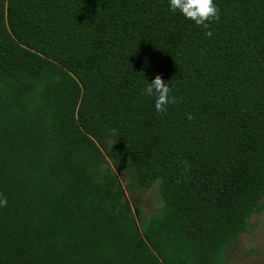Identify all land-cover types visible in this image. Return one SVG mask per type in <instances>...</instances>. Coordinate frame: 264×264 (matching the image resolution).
I'll return each mask as SVG.
<instances>
[{
  "label": "trees",
  "instance_id": "obj_1",
  "mask_svg": "<svg viewBox=\"0 0 264 264\" xmlns=\"http://www.w3.org/2000/svg\"><path fill=\"white\" fill-rule=\"evenodd\" d=\"M214 2L208 30L169 0L0 3V264H225L264 210V0ZM112 165L157 183L140 228Z\"/></svg>",
  "mask_w": 264,
  "mask_h": 264
},
{
  "label": "rangeland",
  "instance_id": "obj_2",
  "mask_svg": "<svg viewBox=\"0 0 264 264\" xmlns=\"http://www.w3.org/2000/svg\"><path fill=\"white\" fill-rule=\"evenodd\" d=\"M112 168L124 191L125 199L133 208L137 227L140 228L148 217L162 208L157 183L145 188L138 184L134 173L128 168L113 165ZM136 208H139L140 214L136 213ZM248 222V230L229 244L225 264H264V210L254 211Z\"/></svg>",
  "mask_w": 264,
  "mask_h": 264
},
{
  "label": "clouds",
  "instance_id": "obj_3",
  "mask_svg": "<svg viewBox=\"0 0 264 264\" xmlns=\"http://www.w3.org/2000/svg\"><path fill=\"white\" fill-rule=\"evenodd\" d=\"M169 10L174 13L178 11L205 30L210 28L211 22L220 20V9L214 0H169ZM205 35L210 37L212 33L205 31ZM171 93V87L159 74L144 88V94L154 98V108L158 114L166 113L167 106L177 102L176 96ZM186 117L188 120L194 119L191 113ZM7 202V197L0 194V207H6Z\"/></svg>",
  "mask_w": 264,
  "mask_h": 264
}]
</instances>
